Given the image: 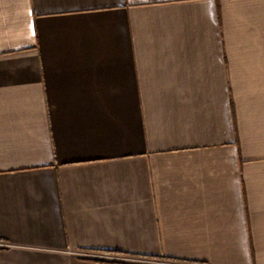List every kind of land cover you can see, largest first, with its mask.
Segmentation results:
<instances>
[{
    "label": "crops",
    "instance_id": "0c3cea01",
    "mask_svg": "<svg viewBox=\"0 0 264 264\" xmlns=\"http://www.w3.org/2000/svg\"><path fill=\"white\" fill-rule=\"evenodd\" d=\"M0 264H264V0H0Z\"/></svg>",
    "mask_w": 264,
    "mask_h": 264
},
{
    "label": "built area",
    "instance_id": "2783aa9c",
    "mask_svg": "<svg viewBox=\"0 0 264 264\" xmlns=\"http://www.w3.org/2000/svg\"><path fill=\"white\" fill-rule=\"evenodd\" d=\"M101 257L106 258V259H125V257L122 256H115V255H101Z\"/></svg>",
    "mask_w": 264,
    "mask_h": 264
}]
</instances>
